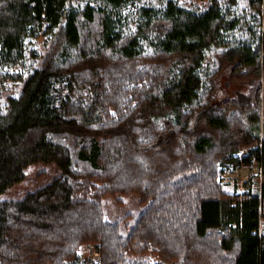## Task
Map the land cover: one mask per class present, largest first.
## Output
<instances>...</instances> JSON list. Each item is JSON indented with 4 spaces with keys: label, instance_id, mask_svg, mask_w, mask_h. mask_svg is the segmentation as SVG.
<instances>
[{
    "label": "trees",
    "instance_id": "1",
    "mask_svg": "<svg viewBox=\"0 0 264 264\" xmlns=\"http://www.w3.org/2000/svg\"><path fill=\"white\" fill-rule=\"evenodd\" d=\"M228 67L249 90L215 103ZM37 162L0 264H264V0H0V195Z\"/></svg>",
    "mask_w": 264,
    "mask_h": 264
},
{
    "label": "rangeland",
    "instance_id": "2",
    "mask_svg": "<svg viewBox=\"0 0 264 264\" xmlns=\"http://www.w3.org/2000/svg\"><path fill=\"white\" fill-rule=\"evenodd\" d=\"M42 39L37 40L40 44ZM20 68H14L13 72H19ZM231 68H226L216 80L215 103H219L225 98L233 97L236 92H248L249 86L244 84L228 83ZM261 167L254 164L251 167L233 168L229 167L222 176V184L229 192L237 193L247 190V185L252 184L255 190L262 181ZM43 172V175H40ZM60 169L54 164L45 162H37L29 165L25 169V177L22 181L15 183L7 191L0 195L2 200H19L27 193L33 192L51 182L53 177L60 174ZM137 210V206L133 198H128L125 204L117 206L111 200L107 202L105 207L106 219L109 221H117L126 213ZM99 250L95 244H89L82 247L80 254L83 259H91L97 261L99 256L95 255V251Z\"/></svg>",
    "mask_w": 264,
    "mask_h": 264
},
{
    "label": "built area",
    "instance_id": "3",
    "mask_svg": "<svg viewBox=\"0 0 264 264\" xmlns=\"http://www.w3.org/2000/svg\"><path fill=\"white\" fill-rule=\"evenodd\" d=\"M258 187H261V185L259 184ZM263 228H264V222L262 223V225H261V227H260V230L262 231ZM99 254H100V252L96 249V251H95V255H96V256H99ZM89 260H91V259H89ZM91 261L94 262V263H100V262H101V258H98L97 261H95V260H91Z\"/></svg>",
    "mask_w": 264,
    "mask_h": 264
}]
</instances>
